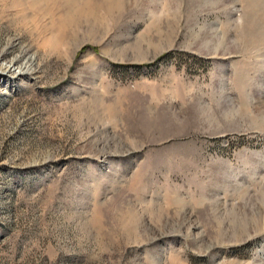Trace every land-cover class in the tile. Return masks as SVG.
Instances as JSON below:
<instances>
[{"label": "rangeland", "instance_id": "374dc122", "mask_svg": "<svg viewBox=\"0 0 264 264\" xmlns=\"http://www.w3.org/2000/svg\"><path fill=\"white\" fill-rule=\"evenodd\" d=\"M0 264H264V0H0Z\"/></svg>", "mask_w": 264, "mask_h": 264}]
</instances>
